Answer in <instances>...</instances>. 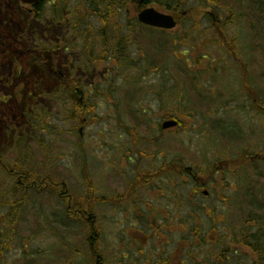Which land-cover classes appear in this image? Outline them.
<instances>
[{
    "label": "rangeland",
    "instance_id": "rangeland-1",
    "mask_svg": "<svg viewBox=\"0 0 264 264\" xmlns=\"http://www.w3.org/2000/svg\"><path fill=\"white\" fill-rule=\"evenodd\" d=\"M5 1L8 3V0ZM50 1L53 5L55 1L61 15L64 10L68 12V5L71 7L72 14L65 17L69 26L65 30L60 23L53 25L51 20H44L45 23L37 21L34 27H28V41L41 38L42 33H47L45 26L52 24V45L56 42L58 46V39L63 37L66 43L62 44L69 47L58 51V56L52 60L53 65L58 73L65 74L75 66L81 76L86 68L82 51L87 36L84 34L87 24L79 18L85 13L81 7L83 0ZM184 2L181 11H190L187 14L190 17H182L179 26L170 31L171 37L179 39V53L176 60L171 55L160 63L161 68L169 71L167 78H173L165 83L166 88L163 78L154 70L140 78L139 89L128 86L130 83L126 82L121 70L110 62L107 67L113 70L108 75L106 72L101 94L89 92L94 75L83 82V96L90 98L91 103L96 97L98 104L96 116L89 117L81 139L78 137L80 126L67 118L76 111V103L82 95L63 100L66 95L59 93L57 99L60 102L53 108L57 115H52L51 122L57 124L61 134L45 137L50 146L46 150L33 134L34 138L30 141L25 139V142L16 144L19 132H28L26 117L22 118V115L31 103L25 98V72L18 71L26 55L21 49L23 43L16 39L11 40L13 58L8 55L11 54L9 47L6 53L3 39H8V25L2 24L0 13V25L3 26V37L0 36V153L6 161L18 159L23 163V169L33 170L35 175L60 180L65 185L66 196H71L72 200L83 197L82 201L92 205V217L96 225L98 223L97 228L106 227L108 249L105 250L104 262L107 259L108 264L121 263L118 244L122 233L118 221L125 214H131L137 206L133 203L122 207L111 203L98 206L95 201L88 200L85 160L95 189L104 197L123 194L127 182L131 183L149 171L155 172L172 159L176 162L181 160L184 167H191L197 173L198 182L185 172L183 175L169 173L166 177L150 181L147 186H141L134 195L139 206L148 203L145 209H150V217L166 213V226L158 238L162 249L159 253L172 256L175 264H182L181 260L183 264H216L217 256L223 250L236 247L235 237L240 233L264 231V159H261L264 156V113L250 100L252 97L248 88V83L252 82L255 83L254 88L264 90V0ZM132 3L129 2L128 14V6H125L112 18L113 23L124 26L123 31L129 35L136 34L126 28L129 17L137 14ZM156 7L165 11L158 5ZM20 8L21 11L26 9L23 6ZM75 8H79V15ZM207 12L220 19L218 26L212 24ZM89 21L94 30L92 40L96 54L102 24L92 17ZM76 22L79 23L76 25ZM12 24L20 38L26 26H19V21L14 24V20ZM35 28L36 35L33 32ZM74 28L80 32L76 33ZM219 31L227 36L229 46L224 44L226 40ZM110 39L114 43L112 35ZM138 50L136 57H141L143 52ZM234 55L247 62V73ZM15 58L18 60L12 62ZM183 67L188 68L190 74L186 76ZM131 71L139 75L141 70ZM100 73L103 74L102 71ZM177 86L178 91L186 92V96H181L182 93L174 96L171 90L170 98L166 99L165 90ZM198 97L204 105L196 103ZM44 100L49 106L51 100ZM169 112L179 117L182 125L161 132L164 116ZM10 127L15 129L14 133ZM245 151L255 158L261 157L244 165L226 166L227 161L240 158ZM5 171L0 166V200L14 191L11 200L19 201L15 207L20 209L23 195L30 191L17 186L14 172L8 170L6 164ZM26 178L29 179L27 174ZM204 191L209 193L208 196L203 194ZM67 202L58 192L41 190L24 198L21 213L12 205L1 206L0 220L5 221L4 232L10 236L7 241L12 245L5 252L0 250V262L97 264L96 260H91L92 247L88 246L87 238L79 233L82 230L78 228L79 224L71 222L70 229L66 225L73 220L71 214L69 217L66 213ZM15 217L19 218V222L13 230L11 220ZM197 226L199 232L195 230ZM132 227L136 228L137 224L134 222ZM4 234H0V239L4 240ZM199 235L206 238L204 246L197 241ZM153 244L158 245V240L154 239ZM237 251L230 253V260L233 259L228 263L254 264L249 250L238 248ZM161 255H156L152 261H157ZM139 261L133 259V263L139 264Z\"/></svg>",
    "mask_w": 264,
    "mask_h": 264
},
{
    "label": "trees",
    "instance_id": "trees-1",
    "mask_svg": "<svg viewBox=\"0 0 264 264\" xmlns=\"http://www.w3.org/2000/svg\"><path fill=\"white\" fill-rule=\"evenodd\" d=\"M16 0H8V3L5 0H0L1 3H6L10 4L15 2ZM129 2L131 3L132 0H110V1H104V0H83V5L82 11H85L84 16L79 15L80 11L79 8H75L77 11V14L79 15V18L81 17L82 22H86L87 28L84 32L86 34L85 38V45L83 48V58L85 64V71L82 73L80 76L77 71L75 66L70 67L69 71L67 74L63 73H58L56 70V67L52 65V60H51V54H50V47H48L47 51L43 47L42 43L40 44H33L28 41L27 34L29 33V28L30 26L34 27L35 24L34 21H43L47 20V12L48 8L43 5H39L38 7V12L31 14L28 11H21V8L18 5L17 2V7H11L10 8H5L1 7L0 8V13L3 18L4 23H7L8 25V35H11V39L8 40L7 42H3L5 44L9 45V51H11V54L8 53L10 58L13 57L14 54V48L12 47L11 40L14 38L16 39H21L20 42L23 43V47L21 49H25V55L26 59L28 61V69L29 73L25 77V98L30 100V106L24 111L22 118L25 116L26 117V124L28 125L27 129L28 132L24 134L23 132H19L17 135V141L16 144H20L22 141H26L29 139H33L34 137L32 134L38 139L40 142V145H42L43 150H46L48 147L47 142L45 141V137H57V135L61 134L59 132V127L57 124H53L51 122V119L53 118L52 115H57V112L53 109L55 105L59 104V93L64 92L66 95V99H69V97L72 99L74 97H78V95H82L83 101L81 102L79 98V102L76 103V111L72 113V116H68L69 121H75L77 123V126H81L84 128V126H87L88 124V119L89 117H94L95 118V113H96V106H97V98L89 100L88 98L83 96L84 89H83V82L85 80H88L91 75H94V82L91 84V89L89 88V92L93 95H96V93L101 94L102 92V85L105 82V77L109 74V71L111 72L113 70L109 69L107 66L110 64V62H114L115 65L121 70V73L125 76L126 82L130 83L128 86H132L134 88H140L141 84L140 78H144L145 75L150 74L151 70H154L158 72L157 74L163 78V83L164 87L165 83L169 81H172L173 78H167V74L169 71L165 70V68H161L160 63H164L166 58H170L171 55L174 56V59L176 60V56L179 53V48L177 46L178 44V37H171V32L165 31V30H158L153 27H146L140 24L138 19L135 17L128 19L127 23V29L131 31H135L136 34H126L124 30V26H121V24L116 23L112 21V18H114V15H116V12L118 13V10L120 11L122 8L125 6H128L129 8ZM68 1L65 2L67 5ZM145 5L148 4H155L158 5V7H162L169 13L175 14L180 21L182 22V17H190L189 15L183 16L180 14V11L182 7H184L185 2L184 0H145L144 1ZM133 7L135 8L134 10H138V5L133 4ZM54 8V15H52L54 22L59 23V22H65L67 25L69 22L66 23L65 17L68 15L72 14L71 7L68 5V12L64 10L62 15L57 12L58 8L57 5L53 6ZM129 11H127L128 14ZM18 13V15H17ZM188 13H191L188 11ZM187 13V14H188ZM18 16V18H17ZM95 18L96 20H99L101 22V28H100V33L98 35L97 40L99 41V51L98 53L95 54V46L93 45V29L91 28L92 25L90 24V18ZM211 22H214L212 17H209ZM14 20L15 22L19 21V26L24 24L26 26V31L23 32V35L20 34L15 28V26L12 24V21ZM79 22H76V25ZM74 25V23H73ZM52 26V24H51ZM218 26V24L216 25ZM74 27H77L74 25ZM76 30V33H79L80 31L77 30V28H74ZM36 28L34 29L33 32H35ZM111 30V34H110ZM220 32V31H219ZM224 33V32H223ZM222 37L226 40L224 44L229 46L227 43L229 41L227 40V36L220 32ZM112 35L114 43H111L110 36ZM222 38V39H223ZM96 45V44H95ZM136 46L135 48H132L133 46ZM63 48V45H60L58 47ZM138 49L142 50V55L141 57L138 55L136 57V53L139 52ZM47 53V54H46ZM55 56V55H54ZM53 56V60L54 57ZM236 57V55H234ZM238 62L240 63V67L245 68V72L247 73V68L249 65H247V62L244 63V61L240 60V57H236ZM14 60H18L15 58ZM169 65V64H168ZM168 65L166 67H168ZM184 68V67H183ZM109 69V70H108ZM133 69H137L139 72V75H134L131 71ZM103 72L101 74L100 72ZM183 71H185L186 76L190 74V71L188 68H184ZM107 72V75H106ZM36 73V74H35ZM34 75H37L34 77ZM191 77V75H190ZM191 79V78H190ZM189 79V80H190ZM194 79V78H193ZM168 84V83H167ZM50 85V87H48ZM127 86V87H128ZM53 87V88H52ZM120 87V86H119ZM123 88V87H122ZM178 86L175 87L174 89H171L168 91L167 89L165 92V98L169 99L170 98V93L171 90H173V95H179L182 93L181 91H178ZM173 96V97H174ZM181 96H186V92H183ZM50 99V105L47 106L46 103L47 101L44 100ZM52 98V99H51ZM164 98V97H163ZM41 99L42 101H39ZM46 101V103L44 102ZM34 102V104L32 103ZM199 106L204 105L201 99L198 97V101L196 102ZM195 105V104H194ZM61 106V105H59ZM166 118H177V116H172L169 113H167L164 116V119ZM179 125H182V122L179 120ZM75 126L73 127L71 132L74 130ZM11 128V127H10ZM13 133L15 132L14 128H11ZM163 132V131H161ZM24 134V135H23ZM163 134V133H162ZM51 135V137H50ZM15 137V136H14ZM13 138L11 140L13 141ZM79 139H81L80 134L78 135ZM26 139V140H25ZM50 147V146H49ZM48 147V149H49ZM1 158L3 159V155H1ZM251 160V154L250 152H246L244 154H241V157L238 159H234L233 161H227L225 164L226 166H236V165H244ZM6 165L8 166V170H11L14 172L13 178L18 177V171L23 170L28 176L29 179L25 181H31V177L33 180V186L31 187V193H37L41 192V190L45 191H51L52 193H60L64 201L65 199L68 201L66 204V213L70 217V213H73L71 215V219L68 222H66V225L69 227L72 223L79 224L78 228H82L79 233L83 235L84 239L87 238V243L88 246L92 247V253L91 255V260H96V263L98 264L100 262V257L99 254L101 253L100 249V240L98 237L94 239V233L98 232V228L96 225V221L94 218H87L88 220H85L81 212L79 210H82V212H90L92 210V205L85 203L82 201L84 198H77L72 200L71 196L69 198V195L66 196V190H65V185L61 184L60 180L54 181L51 177L49 176H42L41 174L35 175L34 171L26 170L23 169V163L19 161L18 159L15 160L14 162H6ZM84 166V178H85V183H86V189H87V199L91 201H95V203H99V201H106V202H113L114 204L124 200L122 199H116L114 197H102L98 189H95L94 184H93V179L90 176L88 166L86 163V160L83 162ZM183 163L181 160L175 161V159H172L171 162H167L165 166L155 170V172H147L146 175H142L138 177L136 180L133 181L131 190L130 192L126 195V199H132L133 192L138 188L137 186L140 184H145L148 185L150 181L155 180L156 178L160 177H166L167 174L169 173H174L175 170H179V174H183ZM3 171H5V166L3 165L1 167ZM18 170V171H17ZM6 172V171H5ZM46 175V174H45ZM36 176V177H35ZM30 183V182H27ZM35 183H38V185H35ZM43 192V191H42ZM14 193V191L12 192ZM12 193L3 200H0V207L1 206H8L12 205L14 210L17 212L22 211L21 204L24 201V198L30 194L28 191L23 195V199L20 201V209L15 207L17 204H19V201L13 202ZM74 197V196H73ZM90 201V202H91ZM5 218V217H2ZM19 222V218L15 217L11 220L12 223V228L13 230L16 229L15 224ZM72 222V223H71ZM95 223V224H94ZM4 226H5V221L0 220V234H4ZM196 232H199V227L197 226L195 228ZM263 233H252L249 231V233H246L245 231L240 233L239 236L235 237L236 240V247L229 248L227 250H223L220 255L217 256V262L216 264H230L227 261H232L230 260L231 256L230 253L232 251L238 252V248H246L249 250L252 255H253V262L254 264H264V231ZM261 234V236H259ZM200 237L197 239V241H200V245L204 246L205 243H207L205 236ZM10 236L7 235L6 233L4 234V240L0 239V250L2 252H5L6 250L9 249V247L12 245L10 241H7V239ZM2 264V262H0ZM234 264H245L243 262H236Z\"/></svg>",
    "mask_w": 264,
    "mask_h": 264
},
{
    "label": "flooded vegetation",
    "instance_id": "flooded-vegetation-1",
    "mask_svg": "<svg viewBox=\"0 0 264 264\" xmlns=\"http://www.w3.org/2000/svg\"><path fill=\"white\" fill-rule=\"evenodd\" d=\"M133 1V0H132ZM138 1V0H137ZM47 3L49 5H53V2L51 1H47ZM144 3V0H143ZM139 4V3H138ZM0 6H3V4H0ZM6 6H13V5H6ZM38 5H34V9L37 8ZM139 9L144 7L143 5H138ZM212 13V12H211ZM18 15V14H17ZM214 18V22H212V24H214V26L217 25V23H220V19L217 20L216 16L214 15V13L211 14ZM3 37V36H1ZM8 38H11V35L8 36ZM14 39V38H12ZM17 41H20V39H17ZM50 42L53 44L54 41L50 40ZM57 45L56 42L53 45V47H51L50 49V54H51V58H53L54 54H57L56 49ZM25 51V49H22ZM47 54V53H46ZM28 65V62H25V65L22 63V66H20V68H26ZM53 65V64H52ZM26 71V70H25ZM255 87V83L249 82L248 83V88L251 91V97L250 100L254 103L257 104L259 106V110L262 111V113H264V90L262 89V91L258 90ZM258 87V86H256ZM255 89V90H254ZM258 91V92H257ZM261 157V156H258ZM261 159H264V156L261 157ZM0 162L2 163V165L5 166L6 162V158L3 155V159L0 157ZM22 174V172H21ZM174 174H179V170H175ZM26 175L22 174L19 175L15 180V182L17 183V186L23 187L26 190H31V187L33 186V182L32 181H25L27 179H25ZM136 180L133 179L130 182L126 183V189L124 190V193L121 195H118L117 197H114L116 199H124L116 204H114L113 202H106V201H99L98 206L99 205H106L105 203H111L113 204L115 207H122V205L126 206L128 203H133L137 206V209L134 208V210L131 212V214L129 213L128 215H124V218H122L121 220H119V231L120 233H122L120 235V243L118 245H120V249H121V258H119V261H121L120 264H135L136 262L133 263V259L136 258V260H140L139 264H175V262L173 261L172 256L167 257L165 255H161V245L159 243V237L161 236V231L165 228L166 226V216L165 214H157L155 216L150 217V209H145L146 205H140L139 206V201L138 199L134 198V195H136V193L138 192V189L143 186L145 184H140L138 185L137 189L133 192L132 195V199H126V195L130 192L131 190V186L133 181ZM27 182H32V184H28ZM198 182V181H197ZM147 186V185H146ZM104 197V196H102ZM141 203V201H140ZM79 212H81V214L84 217L85 220L89 219V216L92 215V212H82V210H79ZM69 213L72 215L73 213H71L69 211ZM153 215V214H152ZM88 218V219H87ZM105 224V220L103 221ZM134 222L137 224V227L133 229L132 225L134 224ZM183 222V221H182ZM104 230H106V227L99 229L98 226V232L94 233V239H96L98 237V239L100 240V246H101V253L99 254L100 257V262L98 264H108L107 259L104 262L105 259V250L108 249V245H106V239L107 236L104 232ZM148 231V232H147ZM126 236L129 237V239L126 240ZM158 240V245L153 244V240ZM92 246V245H91ZM159 248V249H158ZM158 251H157V250ZM161 252V253H159ZM161 255L159 257V259L157 261H152V258L154 259V257H156V255ZM151 260V261H150ZM181 263L183 264V261L181 260ZM137 264V263H136Z\"/></svg>",
    "mask_w": 264,
    "mask_h": 264
},
{
    "label": "water",
    "instance_id": "water-1",
    "mask_svg": "<svg viewBox=\"0 0 264 264\" xmlns=\"http://www.w3.org/2000/svg\"><path fill=\"white\" fill-rule=\"evenodd\" d=\"M25 4L34 5L41 0H22ZM139 21L147 26H154L157 28H164L172 30L177 26V21L173 14H166L162 11H158L154 7H148L147 9L142 10L139 14ZM178 125V121L175 119H170L164 121L162 129H171L175 128ZM188 172H191V169H188ZM206 193V192H205ZM207 194V193H206Z\"/></svg>",
    "mask_w": 264,
    "mask_h": 264
}]
</instances>
